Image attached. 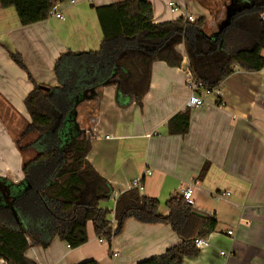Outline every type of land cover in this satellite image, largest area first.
I'll use <instances>...</instances> for the list:
<instances>
[{
    "label": "crops",
    "instance_id": "crops-1",
    "mask_svg": "<svg viewBox=\"0 0 264 264\" xmlns=\"http://www.w3.org/2000/svg\"><path fill=\"white\" fill-rule=\"evenodd\" d=\"M116 1L121 0H65L59 3L64 19L50 16L28 26L20 24L14 8L0 5V177L23 178L24 158L6 123L31 122L24 101L34 87L27 72L11 59L8 47L15 45L22 53L38 83L54 86V62L62 52L100 47L102 33L93 6ZM148 1L156 22L186 14L205 17L209 34L218 30L229 4V0ZM214 5L219 7L215 10ZM177 48L184 54L180 67L153 62L142 107L127 97L119 101L113 84L103 88L94 107L91 102L79 106L78 123L93 134L88 159L113 185L115 196L141 178L143 193L160 201L163 215L169 211L166 203L171 195L180 193L182 185L197 182L193 208L215 215L218 226L205 237L198 256H184L177 264H264V68L236 67L205 97V105L190 107L189 131L171 135L166 132L167 122L188 108L190 95L189 60L185 46ZM115 204V198L102 203L112 211L113 221ZM88 235V241L74 249L56 238L47 248L31 246L26 255L38 264H78L89 259L98 264H137L182 242L169 223L145 224L134 218L126 220L111 244L100 240L92 222ZM0 264L7 262L0 258Z\"/></svg>",
    "mask_w": 264,
    "mask_h": 264
},
{
    "label": "trees",
    "instance_id": "trees-1",
    "mask_svg": "<svg viewBox=\"0 0 264 264\" xmlns=\"http://www.w3.org/2000/svg\"><path fill=\"white\" fill-rule=\"evenodd\" d=\"M64 1L0 0V5L14 8L20 24L28 26L48 19L53 5ZM93 8L102 33L100 47L62 52L54 62V86L38 83L22 55L9 50L34 87L24 101L31 122L16 140L24 158V177L18 182L0 177V258L7 264H38L27 257V250L47 248L56 238L73 249L85 244L89 222L95 234L111 244L129 218L145 224L169 223L182 239L164 254L137 264H177L184 256H198L195 239L217 229L216 216L199 213L181 193L171 195L166 203L169 211L163 215L160 201L134 186L115 199L114 227L109 219L112 211L102 203L113 198L115 190L88 159L93 134L81 129L78 108L89 102L94 107L109 84L116 86L119 101L127 97L142 107L153 62L180 67L184 54L177 47L181 44L194 77L211 90L218 89L236 67L262 70L264 0H229L224 20L211 34L205 30V17L194 22L184 16L156 22L148 0H121ZM190 118L189 107L176 113L168 120L166 132L187 133ZM206 169L207 165L200 176ZM78 264L98 262L89 259Z\"/></svg>",
    "mask_w": 264,
    "mask_h": 264
},
{
    "label": "built area",
    "instance_id": "built-area-1",
    "mask_svg": "<svg viewBox=\"0 0 264 264\" xmlns=\"http://www.w3.org/2000/svg\"><path fill=\"white\" fill-rule=\"evenodd\" d=\"M170 5L174 6L175 10H178L179 8L175 5L174 2H171ZM50 16H54L56 18L59 19H64V14L62 12V10L60 9V5L59 3L54 4L51 11H50ZM185 18L191 22H194L196 19L194 16L192 15H185ZM186 74H187V79H186V85L188 87V89L190 90V95L187 101V106L190 108H195V107H202L203 105L206 104V99L205 97L212 94L214 92V90H211L210 88H208L203 81L198 80L194 77L192 71L189 69V67L187 66L186 68ZM147 174H152V170H148L146 172ZM197 182H189L186 185H182L180 188V193L182 195V197L184 198V200L186 201V203H188L191 206H195V195H194V188H195V184ZM137 187L139 189V191L144 192V185L143 182L141 180V178H137L133 181L132 183V187ZM117 196L114 195L113 198L116 199ZM112 225L115 227L116 225V220L113 221L111 220ZM229 234L232 233L231 230L228 231ZM101 240V239H100ZM102 241V240H101ZM206 241H205V237H197L195 239V245L196 247L200 248L203 245H205ZM224 253V252H223Z\"/></svg>",
    "mask_w": 264,
    "mask_h": 264
},
{
    "label": "rangeland",
    "instance_id": "rangeland-1",
    "mask_svg": "<svg viewBox=\"0 0 264 264\" xmlns=\"http://www.w3.org/2000/svg\"><path fill=\"white\" fill-rule=\"evenodd\" d=\"M219 6H217V5H214L212 8L213 9H217ZM176 15V14H175ZM5 40H7V39H5ZM4 44H7V47H8V43H4ZM9 49H7V50H10V51H12V52H18V53H20L21 55H22V53L21 52H19V51H17L16 50V47H15V45H10L9 47H8ZM6 49V48H5ZM22 57H23V59H24V61H25V58H24V56L22 55ZM25 64L27 65V63H26V61H25ZM27 67H28V65H27ZM28 69H29V67H28ZM29 71L31 72V75L33 76V74H32V71L29 69ZM54 72V71H53ZM54 75H55V73H54ZM33 78H34V76H33ZM55 78H56V76H55ZM35 79V78H34ZM7 124V127L9 128V130L12 132V135L14 136V139L15 140H17L18 138H19V135H20V133L26 128V126H27V123H17V124H15L14 125V123H6ZM29 138H30V136H29ZM28 138H26V140H27ZM25 140V141H26ZM27 156L28 157H30V152H28L27 153ZM23 177H24V175H23ZM7 178V177H6ZM7 179H9V178H7ZM9 180H11V179H9ZM22 180V179H21ZM12 181H14V180H12ZM18 181H20V180H17V181H14V182H18Z\"/></svg>",
    "mask_w": 264,
    "mask_h": 264
},
{
    "label": "water",
    "instance_id": "water-1",
    "mask_svg": "<svg viewBox=\"0 0 264 264\" xmlns=\"http://www.w3.org/2000/svg\"><path fill=\"white\" fill-rule=\"evenodd\" d=\"M143 1H145V0H143ZM43 88H44V89H49V88H47V87H45V86H43Z\"/></svg>",
    "mask_w": 264,
    "mask_h": 264
}]
</instances>
